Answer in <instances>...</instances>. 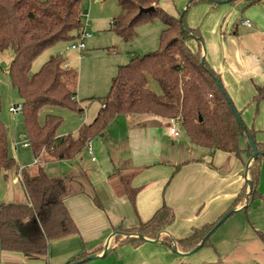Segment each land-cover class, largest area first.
I'll return each mask as SVG.
<instances>
[{
    "label": "trees",
    "instance_id": "1",
    "mask_svg": "<svg viewBox=\"0 0 264 264\" xmlns=\"http://www.w3.org/2000/svg\"><path fill=\"white\" fill-rule=\"evenodd\" d=\"M116 1L121 13L114 17L112 29L129 41L136 35V28L141 23L160 18L166 26L161 34V46L121 65L95 119L83 124L77 134L59 136L57 130L63 119L47 114L41 123L40 112L47 106L82 110L76 100V70L66 66L67 61L59 54L51 55L37 72L32 74L31 69L33 61L46 49L58 42L68 43L77 39L83 25L80 12L85 0H0V51L11 48L14 52L7 73L23 100L25 139L34 155L48 154L56 160L73 159L86 148L89 139L102 134L110 122L123 114H150L166 119L179 117L192 143L200 147L237 156L246 152L249 159L253 155V148L248 133L253 136L260 154L249 168L252 192L249 196L246 182L228 211L244 205V201L250 205L259 198L264 203V194L258 190L264 143L257 140V131L247 126L242 112L238 110L246 130L243 128L225 96L227 89L221 76L210 66L206 56L202 64L204 50L201 32L187 22L189 11L197 4H220L210 0H189L188 7L174 15L160 5V0ZM223 1L244 3L243 11L259 2L264 3V0ZM150 6H154V10L141 11ZM150 78L159 83L161 93L149 87ZM217 79L222 86H219ZM261 101H264V85H256L251 103L257 105ZM2 107L0 92V113ZM181 166L176 167L174 174ZM17 167L19 164L10 151L9 130L0 117V174ZM21 174L29 202H0L1 247L6 251L47 256L52 240L79 233L66 204L68 183L63 177L49 175L42 166L23 169ZM249 205L243 210L248 209ZM224 215L213 223L195 228L191 235L178 239L176 244L179 250L192 251ZM175 218L173 208L164 204L150 220L126 231L121 230L113 239L120 240L119 235L123 232L127 235L119 244L145 241L130 233L157 238ZM30 221L36 222L38 228L34 227L24 234L22 227ZM212 234L204 241L202 248L211 246ZM257 235L264 244V232L257 231ZM168 243L171 244L170 239ZM92 254L94 252L81 253L68 264Z\"/></svg>",
    "mask_w": 264,
    "mask_h": 264
},
{
    "label": "crops",
    "instance_id": "2",
    "mask_svg": "<svg viewBox=\"0 0 264 264\" xmlns=\"http://www.w3.org/2000/svg\"><path fill=\"white\" fill-rule=\"evenodd\" d=\"M108 1L110 0L102 1L99 6L101 12L97 15L93 14L92 8L90 9L89 23L96 32L105 31L107 27L105 20L116 17L106 13L104 4ZM172 1L171 11L178 15L177 11L184 5L186 7L189 0ZM257 4L243 11L244 3H222L214 6L210 2H201L190 11L187 22L190 26L199 28L207 46L208 63L221 76L225 88L231 93L234 105L242 112L247 126L253 127L257 131V140L264 143V136L255 127V122H252L253 109L248 108L256 93V85H264V24L254 16ZM160 5L165 7L164 4ZM118 8L120 12L119 4ZM245 12H251L254 21L263 27L258 29L260 33L255 30L254 23L252 27L243 23L244 19H251L245 16ZM112 21H109L111 28ZM239 24L248 28L244 29V34H241ZM101 34H95L94 38ZM95 44L92 43L90 46ZM134 55L135 53H132L129 58L132 59ZM67 62L71 66L68 60ZM82 96L80 91L77 98L81 102L84 100ZM100 104L102 107V100ZM126 118L129 125L128 134L131 133L128 142L132 145L133 157L118 161L119 165L110 159L111 165L100 166L94 171L93 179L81 163L82 151L75 158L68 159L77 160L75 171L59 176L65 178L68 183L66 204L78 225L79 233L52 240L47 256L6 251L2 249L0 243V264H68L84 252H94L101 256L107 246L112 249L108 256L83 264H190L202 261L198 257L186 259L194 253L184 254L186 252L180 251L179 248L177 253L174 244L178 239L191 235L195 228L213 223L228 212L246 184L245 171L249 160L247 153L243 152L237 156L221 150L200 147L194 143L195 148H187V152L182 153L183 149L177 147L176 141L172 143L174 152L167 159L163 157L165 143L177 137L170 131L171 119L149 115L146 124L144 122L136 124L130 121V117ZM137 126H146V129L153 130L147 132L144 138L137 133L131 139L134 127ZM22 137L25 138V135ZM182 144L183 141L180 142L181 146ZM242 144L245 146V140ZM158 149L160 152H157ZM44 155L39 156V161L42 162ZM90 155L92 161L96 162L95 150L94 154ZM151 156L157 159L151 160ZM93 157L96 160H93ZM53 161L59 160L50 158L49 155L46 162L19 164V167L1 173L0 202L28 203L29 197L20 173L26 168L42 166L51 175L47 166ZM178 165L183 166L174 174ZM260 165L258 190L260 194H264V157ZM95 176L100 180H96ZM17 184L22 185L24 197L17 193L15 187ZM245 203L244 201V205L240 204L237 211L227 217V221L225 220L217 231L215 230L213 241L215 240L217 248L231 245V240L234 241L233 244L236 243L234 247H225L228 249L227 253H233L235 256L230 264L234 262L264 264V244L262 241L258 243L257 235V231L264 232V203L258 198L251 202L248 209L243 210ZM164 204L173 208L176 218L158 234L157 238H154L155 242L154 239L147 238L150 241L119 244L125 240L127 235L125 232L119 235L120 240L113 239V235L118 233L116 231H126L150 220ZM34 227L38 228V224L30 221L22 227V231L28 234ZM134 236L137 237L136 234ZM169 239L171 244L168 243ZM238 239L240 242H237ZM213 250L208 248L206 253L202 254V259H211L209 256L212 257ZM99 252L101 253L98 254ZM182 258L186 262H182Z\"/></svg>",
    "mask_w": 264,
    "mask_h": 264
},
{
    "label": "rangeland",
    "instance_id": "3",
    "mask_svg": "<svg viewBox=\"0 0 264 264\" xmlns=\"http://www.w3.org/2000/svg\"><path fill=\"white\" fill-rule=\"evenodd\" d=\"M102 1L107 0H99V1H92L85 0L82 9L83 11L89 13L90 9H93V14L97 15L101 12L100 7ZM189 2V1H188ZM160 4H164L163 7L167 12L171 14H176L171 11L173 6L172 0H160ZM188 3H186L187 5ZM106 13L113 16H118L121 13L119 12L118 2L116 0H110L105 3ZM167 5L169 7H167ZM186 8H181L184 10ZM257 9L254 13L255 18L259 19L264 24V3L260 2L255 6ZM121 9V8H120ZM193 9V8H192ZM192 9L190 11H192ZM255 9H253L254 11ZM189 11V13H190ZM179 11H177L178 13ZM188 13V14H189ZM245 16L251 18L250 20L255 25V30L258 32V29L263 28L260 26L259 23L254 21V17L252 16L251 12H245ZM188 16V15H187ZM113 17L105 20L107 23V27H105V31L96 32L92 28V25L89 23V32L92 36L86 39V51L82 54L77 53L76 51H66V46L68 45L67 42H58L52 47L43 51L34 61L32 64L31 73L37 72L42 65L50 58L51 55L60 54L64 52L65 60L69 61L71 67L76 70L77 73V94L82 93V102L79 100L78 104L82 108V110L78 109H70L62 106H47L44 107L40 112V121L41 123L44 122L45 116L47 114L58 115L63 119L61 126L57 130V135L64 136L70 133L77 134L78 130L81 126L85 123L91 122L97 116L99 110L101 109L100 101L108 95L110 91V87L112 84L113 78L118 74L119 67L121 65H125L130 61L129 58L132 53H135L134 57L142 56L146 53L156 51L161 46V34L163 29L166 27L164 22L160 18H155L151 21H147L141 23L136 28V35L131 40H125L122 36H120L114 29L111 28L109 21H112ZM83 23L86 21L85 17L82 18ZM241 34H244V29L248 28L244 27L243 24H239ZM252 31V29L249 28ZM262 30V29H261ZM260 31V30H259ZM102 33L94 38L95 34ZM260 33V32H258ZM205 40V39H204ZM203 42V50L207 46L205 41ZM195 41V40H194ZM96 43L94 46H90V44ZM194 45V42H191ZM80 55L82 57H80ZM14 57V52L11 48L6 49L4 51H0V92L2 95L3 100V107L0 113V117L3 122L6 124L9 130V138H10V151L14 158H16L18 164L20 165H28L31 164L35 160V156L33 155L32 149L23 147V143L26 140L22 136L25 135V128H24V116L23 112L20 111L18 113L10 112L9 108L11 105L23 102L20 94L18 91L12 86L10 77L7 73V68L9 63ZM255 81H260L254 79ZM250 81V80H249ZM252 82V81H251ZM149 87L157 92L161 93V88L159 83L150 78ZM81 89V90H80ZM228 95L230 96L231 100L232 96L229 91H227ZM90 96V97H89ZM233 102V101H232ZM252 102V101H251ZM248 105L252 107L253 114H252V122H255V127L259 129L260 134L264 136V101H261L259 104L251 103ZM83 104V106H82ZM235 106V105H234ZM150 114H139V115H128L123 114L117 116L112 122L108 124L104 132L100 135H97L91 139L93 149L95 150V154L97 155V161H92V156L89 154L88 149L83 150V154L80 156L82 157L81 163L84 164V167L90 172L92 178L94 179V171L98 170L100 166H104L105 164L108 167L111 165V160H113L114 164H118L120 160H126L133 157V149L132 145L129 144L128 138L131 135L128 134L129 125L127 122L126 117H130V121L136 124L144 122L146 124V119ZM244 119V116H242ZM246 123V122H245ZM177 128L180 131V136L173 137L174 140H171L165 143V148L163 149V157L169 158L171 154L174 152L172 149V143L176 142L177 147L180 146L183 150L182 153L187 152V148H195L196 146L192 143L188 134L184 130L181 125H177ZM153 129L148 128L146 126L142 127H134V132L131 136L134 137V134L140 133L141 137H146V133L152 131ZM183 141V146L180 145V142ZM187 146H186V145ZM17 146V149H16ZM184 147V148H183ZM153 152V151H152ZM157 152H160L159 149ZM43 155V154H41ZM40 155V156H41ZM142 155V154H138ZM48 157V158H47ZM52 156H50L51 158ZM53 158V157H52ZM151 160L157 159L156 157H150ZM49 159V155H44L42 162H46ZM111 159V160H110ZM77 160H59L53 161L47 166V170L51 173V175L57 176H65L69 172H73L78 165L76 162ZM40 161V163H42ZM34 163V162H33ZM75 171V170H74ZM70 173V174H71ZM92 179V180H93ZM96 180H100L99 177L95 176ZM94 182V180H93ZM18 190L17 193L21 194V197H24V190L21 184H17L15 186ZM232 217V216H231ZM227 221V220H226ZM225 221V222H226ZM224 224V223H223ZM222 226V225H221ZM220 226V227H221ZM219 227V228H220ZM218 228V229H219ZM217 229V230H218ZM216 230V231H217ZM211 237V246H206L200 248L193 255L186 257V259H196L197 257L202 260L199 262H191L190 264H230L233 260V253H227L228 249L225 247H234L236 245L233 244L232 241L231 245H225V247L217 248L216 244L214 243V234ZM119 232V231H116ZM238 237V236H236ZM240 242V239L237 240ZM258 243H262L261 240L258 238ZM208 248H212L213 255L212 257L209 256L211 259H202V254H205ZM234 249V248H233ZM231 249V251H233ZM236 253V251H234ZM176 255V254H174ZM239 260L238 257H236ZM182 262L185 261L182 258ZM186 262V261H185ZM180 264V263H177ZM234 264H246V263H237Z\"/></svg>",
    "mask_w": 264,
    "mask_h": 264
},
{
    "label": "water",
    "instance_id": "4",
    "mask_svg": "<svg viewBox=\"0 0 264 264\" xmlns=\"http://www.w3.org/2000/svg\"><path fill=\"white\" fill-rule=\"evenodd\" d=\"M210 1L211 2H215V3H219V4L225 3V1H223V0H210ZM188 5H189V2L186 5V8L188 7ZM154 8H155L154 6H150L148 8H142L141 11L149 12V11L154 10ZM182 16H183V13L180 16L181 19H182ZM205 56H206V48L204 50V56H203L202 64H204ZM217 83L219 84V86H222L220 80H218V79H217ZM225 96H226L227 100L229 101V103L231 104V106H232V108H233V110H234V112H235V114H236L239 122L241 123V125L243 126V128L246 130V126H245V124H244V122H243V120H242V118H241V116H240V114L238 112V109L236 108V106H234V103L232 102V100H231L230 96L227 94V92H225ZM248 137H249V140H250V144H251V146L253 148V155H252V157L249 158L248 163H247V166H246V171H245V174H246V182L249 185V193H248V195L250 196L251 195V192H252L253 185H252V181H251V179L249 177V168H250L251 163L255 159L258 158L260 152L258 150L256 141L253 138V136L248 133ZM247 201H248V199H247ZM248 205H249V203L246 202V205L245 206H248ZM236 211H237V208L232 209V210L228 211L227 213H225V215L220 219L219 223L213 229L210 230V232L208 233L207 237L204 238L203 242L200 243L199 245H197L192 251L186 252L184 254H192V253L196 252L197 250H199L200 248H202V246L204 244V241L208 238V236H210L216 230V228L226 220L227 217H229L232 213H234ZM118 233H115L113 236H115ZM130 235H135V234H131L130 233ZM136 235H137V237H140L143 240L150 241L149 239H147V237H145V236H143L141 234H136ZM155 241L156 240L154 239V242ZM111 250H112L111 247L107 246L106 249L104 250V252L101 254V256L100 255H97V254H92V255H89L88 257H86V258H84L82 260L75 261L72 264H81V263L87 262L89 260H95V259H99V258H104V257L108 256V254L111 252ZM174 250L177 253L179 252L178 251V247H177L176 244H174Z\"/></svg>",
    "mask_w": 264,
    "mask_h": 264
},
{
    "label": "built area",
    "instance_id": "5",
    "mask_svg": "<svg viewBox=\"0 0 264 264\" xmlns=\"http://www.w3.org/2000/svg\"><path fill=\"white\" fill-rule=\"evenodd\" d=\"M90 1L93 2L95 0H90ZM80 15L82 18L85 17L86 21L83 23V25L79 31V36L77 37V39H75L74 41L68 42V45L66 46V51H76L77 53L82 54L86 50V47H87L85 41H86V39L90 38L92 36V34L88 30L89 20H90L89 13L83 11V9H82L80 12ZM112 23H113V21H112ZM243 23L248 27L253 26V23L250 19H244ZM64 52L65 51L61 52L59 55L61 57H64ZM67 65H69L68 62L66 63V66ZM76 100L79 101L77 97H76ZM9 110L12 113H18V112L22 111L23 110V102L11 105ZM177 125H181V119L179 117L172 118L170 131L173 135H176V136L180 135V131L177 128ZM23 147H30L28 140L24 141ZM86 147H87L88 151L90 152V154H94V149L92 146L91 139H89ZM16 149H17V146H16ZM93 160H96V158L93 157ZM34 164H40L39 156L35 157ZM20 177L22 180V174L21 173H20Z\"/></svg>",
    "mask_w": 264,
    "mask_h": 264
}]
</instances>
